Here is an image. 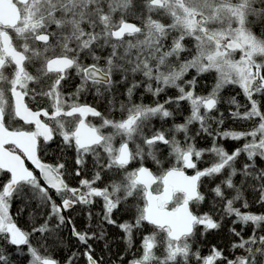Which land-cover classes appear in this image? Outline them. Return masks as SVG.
<instances>
[{
    "label": "snow or ice",
    "instance_id": "1",
    "mask_svg": "<svg viewBox=\"0 0 264 264\" xmlns=\"http://www.w3.org/2000/svg\"><path fill=\"white\" fill-rule=\"evenodd\" d=\"M11 3L0 264H264V0Z\"/></svg>",
    "mask_w": 264,
    "mask_h": 264
},
{
    "label": "water",
    "instance_id": "2",
    "mask_svg": "<svg viewBox=\"0 0 264 264\" xmlns=\"http://www.w3.org/2000/svg\"><path fill=\"white\" fill-rule=\"evenodd\" d=\"M19 19V12L8 0H0V23L14 24Z\"/></svg>",
    "mask_w": 264,
    "mask_h": 264
},
{
    "label": "trees",
    "instance_id": "3",
    "mask_svg": "<svg viewBox=\"0 0 264 264\" xmlns=\"http://www.w3.org/2000/svg\"><path fill=\"white\" fill-rule=\"evenodd\" d=\"M231 143H234L233 141H228L227 143H226V146H227V144H231ZM258 207V206H257ZM242 210H244V209H242ZM254 210V209H253ZM82 219H83V217H82ZM25 220H27V216L25 215ZM64 235H65V238H67L68 236H69V233H67V232H65L64 233Z\"/></svg>",
    "mask_w": 264,
    "mask_h": 264
},
{
    "label": "flooded vegetation",
    "instance_id": "4",
    "mask_svg": "<svg viewBox=\"0 0 264 264\" xmlns=\"http://www.w3.org/2000/svg\"><path fill=\"white\" fill-rule=\"evenodd\" d=\"M10 3H11V0H8ZM12 4V3H11ZM12 6L16 9V6L14 5V4H12ZM17 10V9H16ZM18 11V10H17ZM19 19H20V13H19ZM89 100H91V95H89L88 97H87ZM26 163H28V164H30V162H26ZM80 219H82V217L80 218Z\"/></svg>",
    "mask_w": 264,
    "mask_h": 264
}]
</instances>
